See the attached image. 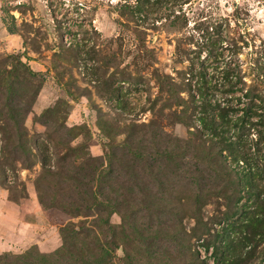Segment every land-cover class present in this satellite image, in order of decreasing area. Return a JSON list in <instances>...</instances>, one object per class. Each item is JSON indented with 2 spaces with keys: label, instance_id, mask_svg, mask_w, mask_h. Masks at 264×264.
<instances>
[{
  "label": "rangeland",
  "instance_id": "1",
  "mask_svg": "<svg viewBox=\"0 0 264 264\" xmlns=\"http://www.w3.org/2000/svg\"><path fill=\"white\" fill-rule=\"evenodd\" d=\"M223 56L264 95V0H0L1 69L40 73L0 99L37 89L23 120L50 159L22 168L0 106V264H213L222 200L194 206L170 148L203 145L189 90L207 72L222 103Z\"/></svg>",
  "mask_w": 264,
  "mask_h": 264
},
{
  "label": "trees",
  "instance_id": "2",
  "mask_svg": "<svg viewBox=\"0 0 264 264\" xmlns=\"http://www.w3.org/2000/svg\"><path fill=\"white\" fill-rule=\"evenodd\" d=\"M217 64L221 65L215 68V72L221 75V83L215 90L221 91L222 96H225L222 103L211 104L209 101L213 94L210 93L212 84L207 81V72H197L193 78L200 77L202 83L195 82L196 91L189 90V101L192 106L199 104L193 109L197 108L196 120L203 131L197 133H200L199 140L203 145L195 146L192 143L180 145L178 141L170 148V158L181 154L182 159L185 153L189 156L191 160L189 165L195 176L185 178L189 181L187 183L189 186L185 188L190 190V195H195L192 200L194 206L206 205L213 196L222 200L220 205L224 209L214 218V224L222 227L218 233L220 241L218 245H209L206 241L202 244L205 250L213 248V264H264V163L260 164V160H264V95L259 92L256 83L245 91L241 67L237 61L232 62L230 59L226 61L223 56ZM10 69L11 71L2 70L0 67V79L3 76H12L17 80L18 77L22 85L26 82L33 87V83L40 76V73H34L27 66L21 68L23 71ZM260 76L264 79L263 74ZM194 85L190 84V89ZM18 86L20 84L17 85L14 80L12 83L8 81L6 88L11 98L8 97L6 102L0 99L6 120L15 124L18 129L17 137L13 139L10 136L6 147L8 142H11L26 155L20 163L22 168L30 169L38 160L46 170L50 159L38 146L35 149L36 154L33 152L34 143L32 137L29 138L23 120V116L31 112L37 89L29 98L26 94L21 96L18 94ZM39 86L38 83V89ZM26 88L25 90H29ZM194 92L199 96L198 99L195 98ZM237 92L241 95L235 97L234 94ZM253 135L256 136L255 139ZM4 141L3 136V144ZM29 142L31 147L28 145ZM41 145L46 151V146ZM177 170H180L178 165ZM202 173L205 177L199 178L198 185L196 175ZM202 181L205 183L202 184ZM95 195L91 192L92 199ZM40 200L42 202L41 198ZM189 259L193 264L195 261L193 257L190 256ZM199 263L205 264L204 261Z\"/></svg>",
  "mask_w": 264,
  "mask_h": 264
}]
</instances>
